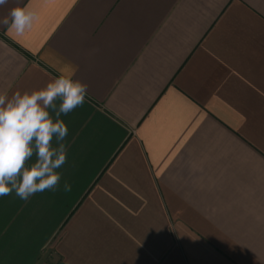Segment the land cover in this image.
I'll return each instance as SVG.
<instances>
[{
    "label": "crops",
    "instance_id": "obj_1",
    "mask_svg": "<svg viewBox=\"0 0 264 264\" xmlns=\"http://www.w3.org/2000/svg\"><path fill=\"white\" fill-rule=\"evenodd\" d=\"M25 6L0 95L88 94L58 188L0 196V264H264V0H8L0 21Z\"/></svg>",
    "mask_w": 264,
    "mask_h": 264
},
{
    "label": "clouds",
    "instance_id": "obj_2",
    "mask_svg": "<svg viewBox=\"0 0 264 264\" xmlns=\"http://www.w3.org/2000/svg\"><path fill=\"white\" fill-rule=\"evenodd\" d=\"M8 0H0V6ZM0 23L22 36L33 26L36 13L14 7ZM88 85L71 76L60 75L46 86L31 91L0 95V196L16 195L27 200L35 193L58 188L57 171L67 159L63 143L68 128L61 115H67L85 102ZM59 101V107H57ZM54 113V116L52 115ZM55 139L56 145H53ZM35 156V161L29 163ZM65 192L71 185L64 183Z\"/></svg>",
    "mask_w": 264,
    "mask_h": 264
}]
</instances>
